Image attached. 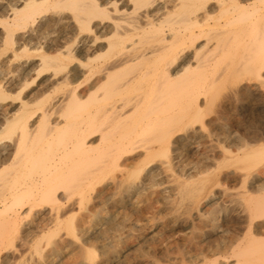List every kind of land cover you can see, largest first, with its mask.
I'll list each match as a JSON object with an SVG mask.
<instances>
[{"label": "bare ground", "instance_id": "1", "mask_svg": "<svg viewBox=\"0 0 264 264\" xmlns=\"http://www.w3.org/2000/svg\"><path fill=\"white\" fill-rule=\"evenodd\" d=\"M50 11L74 34H23ZM0 29V264H114L86 228L145 195L188 231L146 264H264V116L228 105L264 100V0H11Z\"/></svg>", "mask_w": 264, "mask_h": 264}, {"label": "rangeland", "instance_id": "2", "mask_svg": "<svg viewBox=\"0 0 264 264\" xmlns=\"http://www.w3.org/2000/svg\"><path fill=\"white\" fill-rule=\"evenodd\" d=\"M4 1V2H3ZM160 1V0H159ZM9 2H11V0H2L0 2V14H3V13H6L8 11V5H9ZM2 3V4H1ZM7 3V4H5ZM51 13V14H50ZM49 16V17H48ZM66 17L68 15H65ZM48 17V18H47ZM58 16L55 14L54 11H50L49 13H47V15L44 17V18H41L39 19V22L36 23L33 27H30L29 30H25L23 32L24 35H29V34H32V30L36 29V25H39L43 22H47L50 24V31H52L55 35H58V36H61L62 37H70L72 34L71 32L74 34L75 30L73 28V25L72 23L70 24H66V25H56V20H57ZM47 19V20H46ZM52 19V20H51ZM55 20V21H54ZM67 26V27H66ZM63 27V28H62ZM65 28V29H64ZM32 29V30H31ZM61 29V30H60ZM31 30V31H30ZM69 33H68V32ZM28 32V33H27ZM0 35L2 37V30L0 29ZM67 33V34H66ZM66 34V35H65ZM94 35H92L91 37H93ZM1 39V38H0ZM0 43H1V40H0ZM1 45L0 44V48H1ZM258 98V97H257ZM232 104V105H231ZM228 105L232 106V107H235L237 109V112H236V115H234L235 118H238V120H242L244 117H249L251 115V111L254 110L253 112V115L257 116L258 114V118H262L264 115V100L261 102L260 100L256 103H245V104H240V103H236V102H230L228 103ZM257 105V106H256ZM238 106V107H237ZM243 108V109H241ZM256 108V109H255ZM259 109V110H258ZM263 109V110H262ZM240 115V116H239ZM244 115V117H243ZM264 124V119H263V122ZM237 133V132H236ZM103 198L101 199H96L92 204L91 206V209H90V213H102V215L100 214L101 216V219H104L106 218V213L104 212L103 213V209L106 210L108 208V202L105 201V200H102ZM142 199H144V201H146V205L144 204L143 206L141 205H138L137 201L136 200H127L126 203H133V207L136 209L138 208V210L140 211H144V215H143V218L141 220L140 223H136L135 222V218L131 215V212L132 210H128V214H129V217H126L122 214V212H117L116 214L118 215L116 217V226L115 229L114 227H106L104 225V222H101L98 224H90L89 227L86 228V231L89 232L88 234V237H94V240L92 239L91 241H89V245L90 246H93V249L97 252V256H100L101 255V252L102 253H105V250L107 248V246L113 242V241H116V239H122V238H127V245L125 246V248L121 249V254L118 255L115 253L114 255H117V262L115 261L114 264H123V261L125 260L123 257V254L124 255H128L126 258L127 260V263L126 264H146L148 263L149 259L151 260V255L154 254V252H157V253H160L163 249L164 246H166L167 244L173 242L174 240H184L188 234V231L187 230H184L183 228H180L178 229L179 232H177V234H175V236H170L169 235V232L174 224V220H176V216L175 214L170 210L169 208V203L167 201H165L163 198H160L159 200L155 201L154 199L152 200L151 197L145 195ZM148 199V200H147ZM163 199V200H162ZM102 201V202H100ZM104 202V203H103ZM136 202V203H135ZM158 202V203H157ZM103 203V205H101ZM96 204V205H95ZM120 204L121 202H117L116 203V206L120 207ZM135 204V205H134ZM143 204V203H142ZM152 204V206H151ZM100 205V206H98ZM150 205V206H149ZM154 205V206H153ZM138 206V207H137ZM140 206V207H139ZM105 207V208H103ZM133 207H131V209H134ZM140 208V209H139ZM93 210V211H91ZM118 210H121L120 208H118ZM148 210V211H147ZM147 211V213H146ZM155 211V212H154ZM164 211V212H163ZM152 213V214H151ZM165 213V214H164ZM87 212L84 213V215L86 216ZM120 214V215H119ZM122 214V215H121ZM165 215V216H164ZM105 216V217H104ZM124 218H123V217ZM147 217V218H146ZM134 218V219H133ZM151 219V220H150ZM103 221V220H102ZM120 221V222H119ZM147 223H146V222ZM153 221V223H152ZM128 225H127V224ZM146 223V224H144ZM138 224V225H137ZM142 224V225H141ZM155 224V226H154ZM170 224V225H169ZM158 226V227H157ZM106 227V228H105ZM123 230H121L122 228ZM146 230H145V229ZM148 228V229H147ZM150 228H152L153 230H151ZM160 228V229H159ZM101 229V230H100ZM131 229V230H130ZM143 229L144 231L143 232V237H150L152 236L153 234L155 233H158V232H166L169 236V238L167 239H164V244H161L162 246L160 245H155L154 249L153 250H149L147 248H149L145 243H144V240L142 239H134L135 236L138 234L139 235V232L140 230ZM168 229V230H167ZM99 230V231H98ZM106 230V231H105ZM150 232H149V231ZM163 230V231H162ZM185 231V232H184ZM91 232V233H90ZM95 232V234H94ZM98 232V233H97ZM126 232V233H125ZM104 233H108L107 235L104 234ZM117 233V234H115ZM124 233V234H123ZM133 233V234H132ZM181 233V234H180ZM112 234V235H111ZM116 236H115V235ZM105 235V236H104ZM118 235V236H117ZM182 235V236H181ZM87 236V235H86ZM85 236V240L87 239ZM108 236V237H107ZM113 236V237H112ZM181 236V237H180ZM113 239H112V238ZM129 237V238H128ZM99 238V239H98ZM106 238V239H105ZM108 238V239H107ZM97 239V240H96ZM105 239V240H104ZM111 239V240H110ZM174 239V240H173ZM107 240V241H106ZM141 240V241H140ZM167 240V241H165ZM97 241V242H96ZM103 241V242H101ZM108 244H107V243ZM136 244H135V243ZM95 243V244H94ZM107 244V245H106ZM132 244V245H131ZM89 246V247H90ZM104 246V247H103ZM95 247V248H94ZM102 247V248H101ZM131 247V248H130ZM130 248V249H129ZM159 248V249H158ZM100 251H99V250ZM104 249V250H103ZM147 249V251H146ZM68 250V251H67ZM66 251V252H65ZM141 251V252H140ZM159 251V252H158ZM69 254L67 256V254ZM147 253H150V254H147ZM63 254V255H62ZM113 255V256H114ZM149 255V256H148ZM122 256V257H121ZM153 256V255H152ZM101 257V256H100ZM99 257V262L98 264H108V259L105 258V257ZM138 257V258H137ZM59 258V259H57ZM55 261L52 262V264H88L84 261V258H80V256H78L76 254V252H73L72 249H64L61 253H60V256L58 255L57 257L54 258ZM61 259V260H60ZM75 259V260H74ZM140 259V260H139ZM145 259V260H144ZM59 260V261H58ZM122 260V261H121ZM129 261V262H128ZM140 261V262H139ZM64 262V263H63ZM67 262V263H66Z\"/></svg>", "mask_w": 264, "mask_h": 264}]
</instances>
